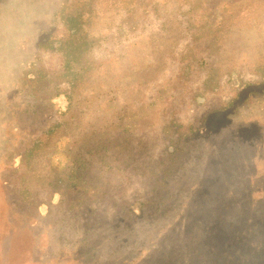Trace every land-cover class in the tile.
I'll use <instances>...</instances> for the list:
<instances>
[{"label":"rangeland","instance_id":"rangeland-1","mask_svg":"<svg viewBox=\"0 0 264 264\" xmlns=\"http://www.w3.org/2000/svg\"><path fill=\"white\" fill-rule=\"evenodd\" d=\"M0 264H264V0H0Z\"/></svg>","mask_w":264,"mask_h":264},{"label":"trees","instance_id":"trees-1","mask_svg":"<svg viewBox=\"0 0 264 264\" xmlns=\"http://www.w3.org/2000/svg\"><path fill=\"white\" fill-rule=\"evenodd\" d=\"M73 21H74V20H73ZM70 28L73 29V30H75L77 27H76V25H73V26H71Z\"/></svg>","mask_w":264,"mask_h":264}]
</instances>
